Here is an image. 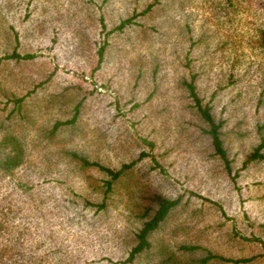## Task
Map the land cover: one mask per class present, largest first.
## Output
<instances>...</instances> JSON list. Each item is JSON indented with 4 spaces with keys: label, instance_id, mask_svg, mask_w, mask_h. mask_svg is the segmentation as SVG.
I'll return each mask as SVG.
<instances>
[{
    "label": "rangeland",
    "instance_id": "1",
    "mask_svg": "<svg viewBox=\"0 0 264 264\" xmlns=\"http://www.w3.org/2000/svg\"><path fill=\"white\" fill-rule=\"evenodd\" d=\"M151 2L129 24L111 30ZM260 28L264 0H0V56L13 46L36 54L0 61V118L2 107L12 103L6 100L11 92L22 95L38 84L25 97L30 145L40 128L71 116L79 102L73 130L55 134L58 146L76 145L111 165L146 151L136 163L138 174L150 169L154 155L166 172L157 175L158 168H151V182L181 195L173 218L181 228L175 238L195 239L227 256L252 257L241 264H264L262 243L252 238L264 239V159L243 165L259 141V126L264 131V95L258 99L264 84ZM236 65L245 79L235 87L225 85L227 80L216 85L215 76H227ZM181 68L197 73L215 116L227 119L222 136L230 172L214 157L206 125L178 83ZM245 87L244 98H235ZM43 152L31 150L32 161L20 172L42 170L36 174L51 179L44 183L45 193L60 191L68 180L75 189L82 186L83 173L69 170L73 164L59 160L45 167L39 159ZM55 173L67 176L59 183ZM6 180L0 176V200L8 191ZM50 184L57 186L49 190ZM109 220L115 227L125 222L122 214ZM66 229L68 238L87 236L74 225ZM99 241L94 237L91 245L108 254L109 240ZM85 251L94 254L89 246Z\"/></svg>",
    "mask_w": 264,
    "mask_h": 264
},
{
    "label": "trees",
    "instance_id": "2",
    "mask_svg": "<svg viewBox=\"0 0 264 264\" xmlns=\"http://www.w3.org/2000/svg\"><path fill=\"white\" fill-rule=\"evenodd\" d=\"M152 5L153 2L147 4L140 12L134 10L111 30L121 29L135 15ZM258 39L264 47V28L258 30ZM35 55L33 52L20 53L13 46L11 52L0 56V61L27 60ZM189 64L185 63L187 66ZM231 70L227 76H215L216 85L227 80L225 85L234 83L232 87H235L245 79L237 65ZM179 71L178 83L188 98L189 106L206 125L204 132L210 139L214 157L221 160L219 165L223 170L230 172L231 158L222 136L227 119L215 116L213 103L205 100V95L201 94L202 86L199 87L197 73H186L185 68ZM37 85L22 95L11 92L12 97L8 95L6 100L12 103L9 108L2 107L0 176H7L8 191L1 195L0 200V264H241L252 258L223 255L195 239L175 238L181 228L173 218L181 205V195L167 194L151 182V168H158L157 175H165L166 172L154 155H151L153 165L150 169L138 174L135 171L136 163L144 158L146 151L120 161L119 165H111L90 156L76 145L58 146L55 134L60 129L73 130L78 120L79 102L75 104L71 116L55 118L48 126L40 128L39 134L34 137L36 140H31L29 145L26 134L30 131L32 119L29 108L25 106V97L34 92ZM216 88L210 93L212 99ZM246 90L247 87L239 89L235 98L243 99ZM263 95L264 84L258 91L260 101ZM237 105L240 107L242 102ZM261 128L263 126H259V141L243 159L244 166L253 160L264 159V131ZM37 148L44 149L39 159L45 167L56 166L59 160L64 164H73L69 170L83 173L82 186L75 189L68 180V184L61 187L65 191L53 192L51 187L57 185L50 184V191L45 193L44 183L51 179L44 173V176L36 174L42 170L20 172L32 161L31 150ZM40 176V181L35 179ZM54 176L60 183L67 175L55 173ZM114 214H122L125 222L118 227L113 226L109 218ZM71 225L87 233L86 238H68V229H62ZM233 232L237 231L234 229ZM94 237L100 240L99 243L103 238L109 240L108 254L98 253L96 247L91 245ZM252 238L262 243L260 255L264 256V239L257 235ZM76 239L78 242H74ZM88 246L94 251L90 256L85 251Z\"/></svg>",
    "mask_w": 264,
    "mask_h": 264
}]
</instances>
